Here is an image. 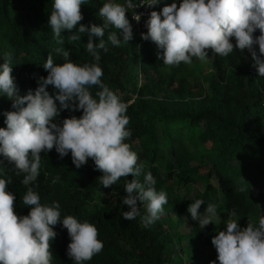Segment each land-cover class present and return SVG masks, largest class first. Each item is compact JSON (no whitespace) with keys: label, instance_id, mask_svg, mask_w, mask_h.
<instances>
[{"label":"trees","instance_id":"16d2710c","mask_svg":"<svg viewBox=\"0 0 264 264\" xmlns=\"http://www.w3.org/2000/svg\"><path fill=\"white\" fill-rule=\"evenodd\" d=\"M106 2L82 4L83 19L73 30H62L59 44L48 23L54 0H0V64L10 63L18 96L30 89L34 92L41 78L47 77L43 64L49 54L54 63L64 62L56 52L59 47L70 51L76 64L94 62L86 50V34H81L78 44L69 43L68 37L78 32L80 24L103 26L98 13ZM113 2L125 4V0ZM173 2L179 6L182 0H160L157 12ZM111 31L120 35L109 26L103 39L107 41ZM107 48V52L99 50L102 82L127 104L130 122L126 127L131 136L125 143L137 153V166H143L137 179L143 182L150 171L157 191L167 192L163 213L148 228L137 219H124L122 213L131 210L122 203L127 195L124 184L134 177H122L105 188L99 179L103 173L91 158L76 168L71 153L61 158L53 148L41 153L40 174L29 186L21 183L23 177L16 174L15 165L0 154V178L11 180L7 190L16 197V214L30 212L22 198L27 187H33L41 204L59 203L61 219L72 215L94 224L104 247L85 264H121V258L128 257L134 264H219L211 240L226 230L230 212L235 211L232 218L241 228L264 216V77H259L247 49H234L227 57L209 52L206 59L214 74L208 92L194 97L189 90L195 88L192 78L184 82L180 77L189 64L164 65L163 50L151 40L133 32L128 43L118 47L108 43ZM254 49L259 54L258 45ZM47 91L55 92L51 85ZM97 91L91 89L94 97ZM15 99L0 94V128H6L4 113L17 110ZM82 114V110H62L54 122L62 124L63 119ZM241 186L244 192L239 191ZM195 199L205 202L201 212L208 203L217 204L221 223L201 229L187 211ZM53 230L57 235L51 242L52 264H74L67 255L71 239L62 221ZM124 243L132 251H126Z\"/></svg>","mask_w":264,"mask_h":264},{"label":"clouds","instance_id":"9594fccd","mask_svg":"<svg viewBox=\"0 0 264 264\" xmlns=\"http://www.w3.org/2000/svg\"><path fill=\"white\" fill-rule=\"evenodd\" d=\"M85 3L87 0H54L48 23L57 43H63L62 30H73L83 19L81 5ZM159 3L160 0H141L137 5L133 0H125V4L108 0L98 13L103 26L80 24L78 32L68 37L69 43L78 44L81 34H86V50L94 62L76 64L70 59V51L59 47L56 52L64 62L54 63L49 54L43 64L47 77L41 78L34 92L30 89L24 96L17 95L10 63L0 64V94L16 96L13 108L17 109L4 113L6 128H0V154L15 165L16 174L23 177V185L37 180L41 153L55 148L61 158L71 153L76 168L91 158L96 170L103 173L99 179L105 188L122 177H134L124 184L127 195L122 203L131 209L122 213L124 219L132 221L140 217L143 227L148 228L160 218L168 194L165 190L157 191V181L150 171L144 174L143 182L137 179L143 166H137V153L125 143L131 136L126 127L130 122L127 104L102 82L103 70L99 66V50L107 52L108 43L118 47L133 38L126 12ZM133 19L139 22L141 15L133 11ZM109 26L119 30L120 35L111 31L106 41L103 37ZM146 27L147 33H142L141 38L151 40L163 50L164 65L191 64L192 58L204 61L209 52L227 57L234 49L240 52L247 49L259 77H264V0H182L179 6L173 2L161 12L152 11ZM257 30L260 34L255 36ZM97 37L101 38L99 42L94 39ZM254 45H258L259 54ZM49 85L54 94L47 91ZM93 87L99 89L95 97ZM62 110H82L83 114L79 118H65L58 124L54 120ZM58 180L57 176L53 183ZM10 183V179L0 178V264H52L51 242L57 235L53 229L61 221L71 239L67 255L74 264H85L103 250L94 224L87 220L80 222L72 215L61 219L59 203L41 204L33 187H27L22 198L30 212L18 216L14 210L16 197L7 190ZM245 190L244 186L239 188L241 192ZM137 201L145 209L143 215ZM204 204V200L195 199L188 206L191 218L198 221L201 229L220 224L218 205L208 203L201 212ZM235 216L234 210L230 212L226 230L212 237L219 264H264V216L258 223L248 222L243 228L232 218Z\"/></svg>","mask_w":264,"mask_h":264},{"label":"rangeland","instance_id":"374dc122","mask_svg":"<svg viewBox=\"0 0 264 264\" xmlns=\"http://www.w3.org/2000/svg\"><path fill=\"white\" fill-rule=\"evenodd\" d=\"M211 61L208 62V60L200 61V60H192V63L189 64L180 74L181 79L186 81V78H192V84H194L195 88H190L191 95L194 97H199L200 93H207L208 92V82L212 79L214 70L212 68ZM192 72V75H191ZM198 83V84H197ZM264 182V180H263ZM138 207H141V214L143 215L145 213V209L142 207L141 202L137 204ZM138 221L141 222L140 217L136 218ZM124 248L126 251H132V249L129 247L128 244L124 243ZM176 258V257H175ZM121 264H134L131 260V258H121Z\"/></svg>","mask_w":264,"mask_h":264},{"label":"built area","instance_id":"2783aa9c","mask_svg":"<svg viewBox=\"0 0 264 264\" xmlns=\"http://www.w3.org/2000/svg\"><path fill=\"white\" fill-rule=\"evenodd\" d=\"M140 2H141V0H138L137 2H133V3L138 5ZM157 6H158V4L155 6H152V7L144 5V6L136 7L134 10H131V9L128 10V12H129L128 20L131 24L132 31L135 34H137L141 37L142 33H145V34L147 33L146 22L150 17V13L152 11H157ZM133 11H135L137 14L141 15V19L139 22H137L136 20L133 19Z\"/></svg>","mask_w":264,"mask_h":264}]
</instances>
